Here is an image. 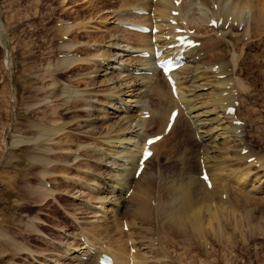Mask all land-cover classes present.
Wrapping results in <instances>:
<instances>
[{"label": "rangeland", "instance_id": "rangeland-1", "mask_svg": "<svg viewBox=\"0 0 264 264\" xmlns=\"http://www.w3.org/2000/svg\"><path fill=\"white\" fill-rule=\"evenodd\" d=\"M123 4L124 0H0V15L2 16L4 24L2 30L6 34L5 37L7 39V46L2 45L0 39V230H7V232L11 234V236L13 235L12 237L14 238V240L16 239L15 242L17 245H19L18 243H20L22 244V247L24 246L23 249H19L17 251V249H14L16 247L12 245L13 243L11 241H9L11 242L9 246L12 245L14 248L12 246L9 247L8 245H5L4 240L0 237V264H79L81 261L77 259L79 261L78 263V261L73 256L84 250L81 248V242L84 238L82 237V235V238L77 235L78 232L81 231L82 227L83 229L85 227L86 230L88 229L91 237L99 236L104 241L105 245H108L109 247L112 246L111 242L109 241L111 231H109L108 228H103L107 226L106 222L111 221L113 216H111V219L109 217L110 213H106L104 216V212H102L103 203L102 200L98 198L99 196H102V194L98 191V189H95V193H93L96 194L98 192L100 194L98 195V197H96L99 200L89 196L92 193V191L90 192L91 189L88 188V185L84 183L83 186H81L82 184L80 182L86 179L85 172H90V166L92 162L95 163V161L99 159L98 155L90 156L89 154H86V152H84L83 150L85 147L84 144H86V146H94L96 144L106 149L113 147V145L107 147V143H102L100 142L101 140L96 142L91 137H98L99 133H88L89 128L85 127H83L85 128V130L79 128L77 129L75 126L70 127V122V124H67L69 126L66 131H71V133L79 137L74 140H70L71 142L66 145V147L69 146L71 148V150L69 149V151L71 152H67L71 153L72 155L70 154V160L69 162H67L69 163L68 167L61 170L63 168L62 165L61 167L57 166L58 168L50 166L47 167L46 165H40V163H38L36 159L39 156L46 155L44 153H46L45 149H47L48 146H53V150H55L56 154L55 152H52L54 154L47 153L46 157H48V155L50 159L55 157V159L57 158V160L55 162L53 161L52 163H58L59 165L62 164L63 157H61L62 154L60 153V149H58L60 146L52 145L51 140L47 142L41 141V143L31 138H35L34 136H36V130L34 129L35 122L39 121L40 124H46V122L51 119V115H47V113H50V109L42 106L47 100L42 98H44L43 94L46 95L45 92H50L53 87H58V91H60L61 89L64 90H61L58 96H48L47 99L50 101V103L58 102L57 100H60L61 98L66 96V93L69 95L71 94L70 101L62 106L63 108H60L61 110L63 109L64 113L67 112L65 116H69V114H71V111L73 112L77 109L86 110L83 106L82 108L76 107L75 103L72 102L75 101L74 99H76L77 96L75 94L76 92L68 93L67 88L69 87L73 91L76 89L75 91H77V93L78 91H80L81 94L83 92L84 94L86 93L88 100L85 105L90 102L91 104L93 103L92 106L96 108L97 105H100V99L108 98L109 90L117 88L119 89V87H121L120 89H122L123 91L126 90V93L121 90L120 92H122V96L126 97L127 100L137 99V95L139 94L136 95V93L139 92L140 89L138 91L137 89L133 91H130V89H128L129 84L131 85V83L135 81V78L132 77V74L129 73L131 69L126 70L125 68H123V66H125V64H129L131 67L133 64H138V62L140 61L137 60L136 62V55H134L133 59H130L132 56L130 50L122 49L125 48L123 47V45L119 50L118 47L115 48V46L111 44V42H113L112 39H107L110 36H107L108 30L106 29H109L115 32L117 37H120V40H122V44L128 43L129 45H134V43H137L136 41H134L135 36L131 35V33L115 27V24H117L118 22V20L116 21V19H118L116 16H118V13L122 12L123 9H126ZM203 5L204 4L201 1L194 4V8L192 7L193 10L191 11L195 12L193 16L199 15L198 12ZM212 5L210 4V7ZM142 16L147 19L146 15ZM66 20L67 23L88 22V27H86L87 29H84L82 27H74V30L70 32V35L68 36L70 40H72V43H74L73 40L75 39L82 42V45L78 47L81 49H78V51L76 50L77 52H75V55H79V57H88L89 59L93 58L95 59V61L91 60V62H85L81 64L77 63L80 66L76 64V66H74L71 71L58 75V73H52L55 72L52 71V69L54 70L56 68L57 59L60 58V56H62L63 54V52L61 51V46L63 45L64 37L62 33H60L58 27L63 24V22H66ZM100 20H105V23L102 24ZM207 25L209 26V23ZM207 25L205 24V22L202 23V25L200 24L201 29L199 35H201V37H205L206 35V37H216L218 35V38L221 39V42L225 43V41H227L223 59H230L229 61L232 62L231 60L233 56H236L237 58V63L235 64L238 65L234 66V64L229 63V66H227L226 70H235L234 72L229 73L227 77L235 76L238 78H242L243 83L247 86H250V88L248 89L252 94H246V92L249 91L246 90L247 88L243 90L244 94H242V96L240 97L245 96V98H241L240 101L243 100L244 102L242 101L240 103L241 107H239L238 111L236 110V112L240 117H242L245 123L249 125L243 128L248 130V132H246L247 135L245 136V140L247 138V140L251 141L250 147L253 146V148H255L258 152L264 154V33L261 35H252L250 38L245 36L244 38V36L242 37V33L244 31L242 24L238 25V23H235L232 26H230V24H227L223 28L224 30L219 28L220 34L216 33L217 29L215 30L216 32L213 33L214 30L208 28ZM212 27L216 28L217 26ZM222 31H224V34L222 33ZM162 35L164 37V34ZM103 36L106 37L104 38ZM91 43H93L94 45L91 46ZM106 46H108L110 50L109 52L111 53V58H115V60L121 62L122 65L124 63V65L121 67V70L119 69V63L112 62L108 65L107 68H104L105 65L101 66L99 65V63H97L98 60H101L98 57L99 54H102L101 51L103 52ZM203 46L204 44L202 43L201 47ZM203 51L204 50H202L201 55L196 54V59H194V56L190 58V60L188 61V65L186 64L187 67H184L187 68L185 69L186 71H184L186 73L180 71V77L183 75L185 77L187 75V72L191 70V73L189 74V77H187V81L185 82L183 87L185 90L184 92L185 94L189 93V97H192V99L198 105L199 110L211 109L208 117L213 119L214 121L216 120L215 122L217 123L219 117L222 116L223 106L221 105V107H217L216 104L215 106H212V103L208 105L207 102L208 100H210L214 89L216 88L215 86L213 87L214 82H210L209 80H218V78L219 80L223 79V77L225 76L221 75H225V73L221 75L217 74L219 77L217 76L216 78L215 76L212 77L213 75H211L212 73L209 69V66L215 64H207V62L209 61V57H212V55L205 54ZM241 52L242 55L240 54ZM7 54H9V56ZM7 57L8 61L10 62L9 65L6 62ZM194 65L199 66L198 68L196 67L197 69H195L196 73L193 70ZM205 66L206 69L203 68ZM124 69L125 71L129 72H125ZM206 72L208 73L207 77ZM44 73L46 75L48 73L49 74L46 76ZM134 73L138 75V77L136 78V80L138 79L137 82L141 80V76L139 75L153 74L143 73L142 71H135ZM195 74H200V78H197ZM201 74H203V76H201ZM90 75H94V77L96 76V79L94 80L95 83L88 84L85 81L87 80L85 78L89 77ZM57 76H60V78H57ZM109 77H111L112 79ZM53 78L56 79V81L53 82ZM160 78L161 73L159 71L158 77L156 79L160 80ZM206 78L208 79L206 80ZM104 80H108L107 83L104 82ZM151 80L154 82L155 79ZM234 81L235 80H233V82ZM135 86H138V84H136ZM63 87H65L66 89ZM91 93H93V95ZM89 94L91 97H89ZM146 95L147 94H144V97L148 100L149 96ZM253 96H255V98ZM14 97H16L15 100ZM225 101L227 102V100ZM131 102L133 101H130V103ZM32 106L38 107L33 108ZM102 112L99 113V119L96 120V124L98 126L97 128H95L96 132L98 131L99 127L104 125L102 124V121L105 118L103 117V114H105L106 112ZM110 115L113 116V112ZM120 117V115L116 118L113 117L111 121H117V119ZM147 118H150V114ZM87 119H90V117H88L86 112H82V117H79L78 122L80 123L82 121L84 124H87L85 122V120ZM66 120L70 121V118L68 120L67 117H65L64 121ZM185 121H182L178 124L172 135L165 140V143H163L164 145L162 144L163 146L157 145L156 147V151L159 152V156L157 160L154 161L153 166L156 170L158 168H161L157 171L159 173L161 172L165 177L171 178L172 176V178H177V176L179 175L180 180H182L184 179L183 177H186L189 174H198V172H200V166L198 162L199 154L197 153H199L200 151L198 149L203 147V143L197 141L196 135V139L194 138L193 134H191L190 131L192 130L190 127L191 125L185 126V124H188L189 120L187 119L186 123ZM74 128L76 131L73 130ZM154 128H156V125ZM81 130H84V133ZM154 130H148L147 132L151 133ZM103 132L106 133L107 130L104 129ZM251 132L253 133L251 134ZM59 137H61V134ZM61 138L57 139L60 140ZM17 139H25L27 140V142H22L21 144L14 145V141ZM93 141L95 142L93 143ZM219 142L220 140L218 141V143ZM79 144L82 146L80 147ZM142 144L143 141H141L140 145ZM75 154L78 155V157H76ZM117 162L118 161L112 163V160L108 159V163H112V165H116ZM85 163L86 165H84ZM252 164H254L252 167L253 171H258V174L264 173V169H262L263 167H261V165L259 166V162L257 164ZM240 165L241 163H236V165L232 166L231 168H235L236 170V168L240 167ZM119 166L121 165H118L116 168L119 169ZM42 167H47V169H50L52 173L53 171L55 173H53L52 176L50 174L48 176L42 177L40 171ZM79 170H81L82 172ZM167 170L171 171L168 172ZM61 171L63 172L61 173ZM83 176H85L84 179ZM254 176L255 174H253V177ZM68 177L70 178V181L67 179ZM79 178H81V181H79L78 183V180L76 181V179ZM42 179H44L45 182H51V185L55 186L57 190L56 193H61L58 194V196L56 195L55 198H49L46 202L40 201L38 197V190L35 191L33 187H36L39 184L38 182H41ZM249 185L250 184H248V189L251 187V185ZM154 188L156 189V192L154 191ZM80 189L82 192L80 191ZM153 192H155V196H153ZM251 192L253 195L251 194ZM93 193L91 195H93ZM152 193L153 194H151V198L153 197L152 200H155L158 193V189L155 186H153L152 188ZM249 195L251 196H249L250 198L248 199V201H244L247 203L243 202V206H240L238 208V210H240L241 212L251 211L250 214L245 213L247 219L245 223L248 224H243L244 226H238V228L234 227V223H232L233 226L231 224H229L228 226L226 225V230L224 231L225 236H229L228 238L230 239L233 238L231 240L232 242H228L227 245L217 244L218 241L216 240V237L213 233L207 234L206 238L208 239V246L205 248L202 247V250L200 249L201 245L199 243V245L196 244L193 239L190 240L189 237H186L181 233H175L172 234V236H168L171 237L175 243L178 241L180 243H177V245H175L170 244V241H168V243L166 244V242L164 241V234L167 233V229L163 228L164 225L161 226L157 224L158 226H156V224L154 223L155 221H153L155 217H151L150 219L146 220L143 225V228L145 227L143 229V234L140 233L139 235H137V240H135L136 245L138 244V246H140L139 248L141 253L143 252L144 255L146 253L147 257L150 255L149 259L147 258L146 260H149V262H144V264H155L156 261L154 259L156 257L154 258V255L160 253L164 254L165 252L167 253H165V255L169 256L165 257V261H167V264H169L168 260L170 258H172L173 261L175 260V264H178L179 262L180 264H204L205 261H207V263L211 261V263L209 264H264V234L261 230L259 231L258 228H253V230L248 228L250 227V225L252 226V224L253 226L257 224L259 219H261L260 217H263L264 197L259 193L257 194L253 191H250ZM90 197L92 199H90ZM86 199H90V203ZM154 200L153 203H150L151 205L154 204ZM106 205L108 206V208L111 207V204ZM151 205L149 209L152 208V212H154V209L156 211V207H154L155 205H153V207H151ZM145 207L148 208L147 205ZM261 209L263 212L261 211ZM148 211L151 212V210ZM106 216L107 218L109 217V219H107ZM160 216H162V214L159 215V217ZM123 218L124 220L127 219V217L124 216ZM102 219L105 220V222ZM160 219H162V217ZM29 222L37 225L38 230H31L32 228H29L27 225L29 224ZM148 225L151 226L149 227ZM91 226L94 230L91 228ZM147 227L149 228V230H147ZM90 228L93 231H90ZM237 229H242V231H238ZM113 230H115V228ZM137 230L138 232L140 231L139 229ZM258 231L260 233H258ZM95 232L97 235L94 234ZM150 233H153L152 239L150 237ZM126 235L127 236H125L124 238H127L130 234L126 233ZM142 235H144V239L140 238ZM160 235L164 237L162 239V241L164 242H161L164 248L162 252L158 251V249L154 250V246L151 243L153 239L159 240L158 236ZM138 237L140 240L138 239ZM209 239H211V241ZM94 241L97 242V240L95 239ZM2 242L4 244L3 246H1ZM140 242H142L143 244H140ZM159 245L161 244H158V246ZM155 246L157 247V245ZM3 247L5 248L3 249ZM67 247H75L77 248V251H75L74 253H70L72 250H70L69 252L68 249V251H65ZM225 255L227 256V258H229V260L224 259ZM180 256L182 257V259L180 258ZM92 257L91 260H89L87 263L97 264L94 254L92 255ZM162 257L164 256L162 255ZM179 258L182 262L179 260Z\"/></svg>", "mask_w": 264, "mask_h": 264}, {"label": "bare ground", "instance_id": "bare-ground-1", "mask_svg": "<svg viewBox=\"0 0 264 264\" xmlns=\"http://www.w3.org/2000/svg\"><path fill=\"white\" fill-rule=\"evenodd\" d=\"M199 1H201L204 5L199 10V12H198L199 15L198 16L196 15L197 16L196 17V16H193L191 14V11L194 8V4L196 2H199ZM215 2H217V5L214 7ZM210 4L211 5L213 4L212 5L213 7L212 6L210 7ZM123 5L125 6L126 9H123V11L119 12L118 16H116L118 18V19H116V21L118 20V22H117V24H115V27L123 29V30L131 33V35L135 36L134 41H136L137 43H134V45H129L128 43L122 44L121 43L122 40H120V37H117L116 33L109 30V29H106V30H108L107 36L108 37L110 36L107 39H109V40L112 39L113 42H111V44L113 46H115V48L118 47L119 50L121 49L120 47L123 45V47H125V48H122V49H128L131 52L135 51L133 49L145 48V49H148L151 52V54L149 56H142V55L135 56L136 62H137V60L140 61V62H138V64L135 63L131 67L129 64H127V65L125 64V66H123L124 63L122 65L121 62H119L118 60H115V58H111V53L109 52L110 50H109L108 46H106L105 49L103 50V52L101 51L102 54H99L98 57L101 60H98L97 63H99V65H101V66L105 65L104 68H107L109 64L114 62V63L120 64V65L118 64L120 67V68L119 67L118 68L120 70H121L122 66L126 70L131 69L130 72L125 71V69H124L125 72H129L130 74H132V77L135 78V81H133L131 83V85L129 84V87L127 85V87H128V89H130V91L131 90L133 91L135 89H137V91H138L140 89L139 92L136 91L137 92L136 95L139 94V95H137V99L127 100L126 97L122 96L123 94H122V92H120V90L121 91H123V90L120 89L121 87H119V89L117 88V89L109 90L108 91L109 93L107 92L108 98L100 99V103H99L100 105L99 106L97 105V108H96V107L92 106L93 103L91 104L90 102L87 105H85V103L88 100L86 93L84 94V92H83L81 94L80 91H78V93H77V91H75L76 89L73 91L69 87V88H67L68 93H70V92L75 93L76 92L75 94L77 96L76 99H74L75 101H72V100L71 101L73 103H75L76 107L82 108V106H83L86 110L77 109L73 112L71 111L70 112L71 114H69V116H65V114L67 112L64 113L63 109L61 110L60 108L70 101V95L71 94L69 95L65 92L66 96H64V97L62 96L63 98H61L62 100L60 99L61 101L58 99L57 100L58 102L50 103V101L47 99L48 96H50V95L58 96L60 94V91L64 90V89H61L60 91H58L57 90L58 87L57 88L53 87L50 90V92L44 91L46 93V95L43 94L44 98H42V99H46L47 101H45L44 105H42V103H41L42 106L50 109V113H47V115L50 114L51 119L48 117L50 120L48 122H46V124H40L39 121L35 122L34 123L35 124L34 129L36 130L35 131L36 136H34L35 138H31L37 142H41V141L47 142V141L51 140L52 145L60 146L58 149H60V153L62 154L61 157H63L62 158L63 159L62 164H60V165L58 163L53 164L52 162L53 161L55 162L57 160V158L55 159V157H54V158L50 159L49 155H48V157H46L47 153L54 154V153H52V152H55V150H53L54 149L53 146H48V148L45 149L46 153H44L46 155L39 156L36 159H37V162L40 163V165H46L47 167L50 166V167L58 168L57 166L61 167V165H62L63 168L62 169L59 168L61 170L68 167L69 163H67V162H69L70 156L72 155L71 153H69V152H71V151H69V149L71 150V148L69 146L66 147V145L71 142L70 140H74V139L79 137V136H75L73 133H71V131L70 132L66 131L68 126H69L67 124H70V122H71L70 127L75 126L77 129L79 128V129H84V130H85V128H89L88 133H99L98 137H96V136L91 137L96 142L101 140L100 142L107 143V145H108L107 147H110V145H113V147H110L107 149L104 147L102 148L96 144L94 146H92V145L86 146V144H84L85 145L84 149L82 147V149L84 150V152H86V154H89L90 156L91 155H98L99 159L96 160L95 163L92 162V164L90 166V172H87V171L85 172L86 179H84L85 176H83V179L85 182L83 180L81 181L82 177L79 179H76V181L78 180V183H79V181H81L80 182L82 184L81 186H83V183L88 185L87 187L91 189V190L90 189H88V190H90V192L92 191V193L93 192L95 193V189H98V191L102 194V196L98 197V195H100L98 192H97L98 194L93 193V195H91L92 194L91 193L89 195V193H88V195L94 199L100 198L102 200V203H103L102 204L103 205L102 206L103 207L102 212H104V216L106 213H108V214L110 213V215H109L110 219H111V216H113V218L111 221H109L110 223L106 222L107 226H105L104 228L102 227L103 229L108 228V230L111 231V235L109 238V241L112 244L111 247H109L108 245H105L104 241L99 236L91 237L89 234L90 232H88V229L86 230V227L84 229L82 227L80 232H78L79 230L77 231L78 232L77 235H79L80 237L82 235V237L84 238L81 242V244H82L81 248L84 250H82L79 247L82 250V252L76 254L75 256H77V257H75V256H73V257L76 260L77 259L80 260L81 264H89L87 262L89 260H91V257L93 254L95 255L96 263L102 264V263H99V257L103 253V251H107L112 255V259H113L112 263L113 264H144V262H149V260L148 261H146V260H147V258L149 259L150 255L147 257L146 253H145V255L143 254V252L141 253L140 248H139L140 246H138V244L136 245L135 240H137L136 239L137 235H139L140 233L143 234V232H144L143 229L145 228V227L143 228L144 222L146 220L150 219L151 217L152 218L155 217L153 221H155L154 223L156 224V226H158L157 224H159L161 226L164 225L163 228L167 229L166 230L167 233L164 234V237H165L164 241L166 242V244L168 243V241H170V244H175V245H177V243H180L179 241L175 243L174 240L168 236H172V234H175V233H181L184 236L189 237L190 240L193 239L194 242H196V244L199 243L201 245L200 249L202 250V247L205 248L208 246V244H207L208 239L206 238L207 234L213 233L216 237V240L218 241L217 244H221V245L226 244L227 245V243L230 242L233 238L231 237L232 239H230V238H228L229 236L228 237L225 236L224 231L226 230V228H225L226 225L228 226L229 224L232 225V223H234V227L238 228V226H242L243 224H248V223H245L247 221L245 213L250 214L251 211L241 212L240 210H238V208L240 206H243L242 203L244 201H248V199L250 198L249 196H251V195H249L250 191H253L257 194L259 193L260 195H262L264 197V173L258 174V171H253L252 170V167L254 165V164H252L253 162H248V158L251 157V155H254L256 157V159H255L256 161L260 160V158H261L259 164L261 165V167H263L262 169H264V159H262L264 157L263 156L264 154L263 155L259 154L258 151L255 148H253V146L250 147L251 141L247 140V138L245 140V136L247 135L246 132H248V130L243 129V128L245 126H247L248 124L244 123L242 125L239 121L238 122L234 121V119L240 118L237 115L234 116L236 111L234 113L227 111V107L229 106L230 103H233L234 98L236 97L235 94L237 92H235L236 88H234V86L241 87L243 90L246 88H247L246 90H249L248 88H250V86L245 85L241 78L235 79V77H224L223 79H220V80L215 79L217 81L215 84L216 88L214 89V92L211 96V98L212 97L213 98L212 99L210 98V100H208L207 103H208V105L212 103L211 104L212 106L213 105L215 106V104H216L217 107L218 106L220 107L221 104L224 105L223 106L224 108L222 109V112H223L222 116L219 117V119L217 120V123H216L215 122L216 120L214 121L213 119L208 117L211 109L210 110H208V109L207 110H205V109L199 110L198 105L195 103V101L192 99V97L191 98L189 97V95H188L189 93L185 94L183 92V88H182L183 83L186 82L187 77L189 76L190 72H187V75L185 77H184V75L180 77V73L182 71L183 72L186 71L185 69H187V68H184V67L186 66L187 63H185V66L180 67L179 69L174 71L176 74V77H178V88H179V93L176 96V95H174L172 88H171V85L169 84L165 75L161 72V70H159L156 67V59L154 58V50H153L154 42H152V40H151L152 34L143 32V31L138 30V29L135 30V29L128 27L126 25L128 22H132V23H137L139 21L146 22L147 19L142 15H138L135 10L139 7V8H146V9L148 8L149 10L152 11V6L154 5L153 9L155 10V13H156L155 19L156 20L161 19L158 21L161 22L160 24H161V26H163L164 29H166L167 27L169 28V26H171V24L169 22L170 17L180 18V15H182V14L183 15L185 14L187 16V18L189 19L188 20L189 22H187V23H189L190 25L193 24L196 26L197 25L199 26L200 24L202 25V23H204V21L207 22L206 24H208L209 20L212 17L220 18L222 16V21L220 23L217 22L218 27H216V28L212 27V29L214 31L217 29V32L215 31L216 33H219V30H220L219 28L223 29L225 27L226 22H230V26L234 25L235 24L234 21L236 19L238 25L239 24L243 25L244 31L242 33V37L244 36V38H245V36H247L248 38H250L252 35H257V34L261 35L264 33V0H183L182 4H180V5L179 4L177 5L175 0H156V1H154V0H124ZM172 8L179 9L180 10L179 15L173 14ZM115 15H117V14H115ZM113 17H115V16H113ZM100 21L102 24L105 23V20H100ZM106 22H107V20H106ZM3 26H4V24L2 22V17L0 15V39H1L2 45L7 46V39L5 37L6 34L2 30ZM74 27H76V28L82 27L84 29H87L86 27H88V22L86 21V22H80V23L79 22L67 23V20H66V22H63V24H61L58 27V29L60 30V33H62V35L64 37L67 36V38L64 39L63 45L61 46V48H62L61 51L63 52V54H62V56H60V58L57 59L56 68L54 70L52 69V71H55V72H52L53 74L58 73V75H59L62 73H67V72L71 71V69L74 68V66H76L77 63L81 64V63H85V62H91V60L95 61V59H93V58L89 59L88 57H79V55H75V52H77L78 49H81L78 47L80 45H82L81 44L82 42L75 39V40H73L74 43H72V40H70L68 35H70L69 33L74 30ZM169 32H170V30L164 31V34L166 35ZM222 33L224 34V31H222ZM165 35L163 37V35L160 34V32L156 33V36L158 37L157 43H159L160 45L168 44L170 40L166 39ZM103 37L105 38L106 36H103ZM218 37H219L218 35L215 38L210 37V36L209 37H203V40L201 42V44L202 43L204 44V46H203V48L205 49L204 51L210 52V54L213 55L215 59L216 58H222L224 56L223 54L225 53V46L227 45L226 44L227 41H225V43L221 42V39H219ZM131 38H132V36H131ZM262 38H263V36H262ZM198 39H200V38H198ZM93 45L94 44L91 43V46H93ZM201 48L202 47L199 48L196 46V47L190 49L188 56L191 57L192 55H195V53H197V50H200ZM119 53H121V52H119ZM240 54L242 55V52ZM7 55L9 56V54H7ZM195 57H197V56L195 55L194 59H196ZM133 58H134V56H131L130 59H133ZM235 59H237V58L235 56H233L232 60H231L234 64L237 63ZM111 60H113V61H111ZM6 62L9 65L10 62L8 61V57L6 58ZM131 62H132V60H131ZM77 65L80 66L79 64H77ZM142 65H144V66H142ZM227 65L229 66V63L225 62L224 59H221V60H219V68H217L216 70H212L214 65H210L209 69H210V71L215 72V75L224 72L225 73L224 76H226L229 74L228 70H226ZM235 65H238V64H235ZM139 68H147V70L151 69L153 74L152 75H147V74L139 75V76H141V80H139V82H137L138 79L136 80V78L138 77V75L135 74L133 71H138L137 69H139ZM190 69H191V67H190ZM204 69H206V68H204ZM159 71L161 73L160 80L156 79L158 77ZM234 71L235 70H233V72ZM184 73H186V72H184ZM195 73H196V71H195ZM203 74H204V72H203ZM203 74H201V76H203ZM232 74H234V73H232ZM199 75L200 74L196 75L197 78H200ZM60 76H57V78L58 77L60 78ZM207 76H208V73L206 72V77ZM212 77H214V76H212ZM82 78H84V77H82ZM109 78H111V77H109ZM85 79H87L85 81L88 84H92V83H95L94 80L96 79V76L94 77V75H90L89 77H87ZM151 79H155L154 82ZM207 79L208 78H206V80ZM233 80H235V81L233 82ZM54 81H56V79H54L53 82ZM107 81L108 80H104V82H106V83H107ZM209 81H211V79ZM136 84H138V86H135ZM63 88H65V87H63ZM225 88L228 89V92H224ZM67 90H65V91H67ZM189 90H191V89H189ZM192 90H194V89H192ZM125 91H123V92H125ZM249 93L252 94L250 92V90L247 91L246 94H249ZM91 94L93 95V93H91ZM144 94H147L149 96L148 100L144 97ZM80 95H81V97H80ZM216 96H217V98H216ZM257 96H258V94H257ZM89 97H91L90 94H89ZM243 97L245 98V96H243ZM243 97H240V99ZM253 97L255 98V96H253ZM15 98L16 97H14V100H15ZM225 99H227V102L225 101ZM51 101H52V99H51ZM130 101H133L134 103L133 102L130 103ZM242 101H240V102H242ZM42 102H44V101H42ZM94 102H95V100H94ZM207 103H206V105H207ZM202 104H203V102H202ZM32 107L35 108L38 106H32ZM175 107L179 108V113L175 118L176 121L174 122L170 131H168L167 134H165L161 139L157 140V142H155L153 144V149L155 152L152 156H150L147 159L145 168L142 170V173L139 176H137L136 175L137 165H138V161L141 157V154H142L141 149L144 145L146 138L148 137V135H154L156 133H159V132H162L165 130V127L168 124V121L170 120L169 116H170L171 110ZM252 108H253V105H252ZM238 109H239V106H237L236 110H238ZM102 111L106 112L105 114H103V117H105V118L103 119L102 124H104V125L99 127L98 131L96 132L95 128L98 127L96 124V120L99 119V113H101ZM146 111H150V113H149L150 118H147L149 116L145 115ZM82 112H86L88 117H90V119L85 120V122L87 124H84L82 121L80 123L78 122L79 117H82ZM112 112H113V116L110 115ZM119 115L121 117L118 118L117 121H111V119L113 117L116 118ZM65 117H67L68 120L70 118V121H67V120L64 121ZM187 119L189 120V122H188V124H185V126L191 125L190 127L192 130H190V128H189V130L191 131V134L193 133L194 138L196 135L197 136L196 138L199 140V141L198 140L197 141L203 143V147L199 148L198 150H200V151H199V153H197V154H199L198 155V161L200 164L199 165L200 166V172H198V174H189L186 177H183L184 179H182V180H180V177L178 175L179 173L177 174L178 175L177 178L176 177L172 178V176H171V178L165 177L162 175L161 172L159 173L157 171L159 168L156 170L155 167L153 166L154 161H156L158 156H159V152L156 151L155 149H156L157 145L161 146L163 143H165V140L172 135V133L174 132V130L176 129V127L178 126V124L180 122L185 121V120L187 121ZM186 121H185V123H186ZM215 123H216V125H215ZM155 125H156V128H154ZM83 127H85V128H83ZM104 129L107 130L106 133L103 132ZM154 129H156V130H154ZM73 130H75V128ZM84 130H81V131L84 133ZM148 130H151V131L154 130V131L151 133H148L147 132ZM66 133H68V134H66ZM252 133L253 132H251V134ZM60 134H61L62 138L59 137ZM62 134H63V136H62ZM57 138H61V139L58 140ZM31 139H30V141H31ZM219 140H220V142L218 143ZM95 141H93V143ZM141 141H143L142 145H140ZM22 142H27V140L17 139L14 141V145L15 144H21ZM87 145H89V144H87ZM132 145H133V147H132ZM81 146L82 145H80V147ZM66 148H67V150H66ZM244 148H249V150L247 152H243ZM104 149H105V151H104ZM67 151H69V152H67ZM55 154H56V152H55ZM75 155H74V157H75ZM76 157H78V155H76ZM201 158H202V162H201ZM73 159H75V158H73ZM108 159L112 160V163H115L116 161H118V162L116 165H112V163H108ZM255 160H253V161L255 162ZM162 162H164V161H162ZM236 163L237 164L241 163V165H240V167H237L236 170H235V168H233L234 169L233 170L231 167L235 166ZM84 165H86V163ZM118 165H121L118 167L119 169L116 168ZM36 166H38V165H36ZM259 166H258V168H259ZM47 167L41 168L40 171H41L42 177L48 176L50 174L52 176V174L55 173L54 171L52 173L50 169H47ZM156 167H157V165H156ZM204 167L207 168V171L209 173V178L212 181V186L209 185V182L206 181V179L204 180L201 177V174L203 173ZM39 168H40V166H39ZM79 171H81V170H79ZM169 171H171V170H169ZM62 172L63 171H61V173ZM65 174H66V172H65ZM163 174H164V172H163ZM253 174H255L254 177H253ZM69 177L67 179L70 181L71 177L70 178ZM44 179H42L41 182H38L39 184L36 187L34 186L33 189L35 191L38 190L39 200L46 202L49 198H55L56 195L58 196V194H60L61 192L56 193L57 190H56L55 186H52L51 182L50 183L45 182ZM148 179H149V181H148ZM67 181H66V183H67ZM56 182H57V180H56ZM247 183L251 185V187L249 189H248ZM33 184H32V186H33ZM153 186H155L158 189L156 199L155 200L153 199L154 200L153 205H155L154 207H156V211L154 209V212H156V213L152 212L153 211L152 208L149 209V207L151 205L150 203H153V200H152L153 197L151 198V194L154 193L153 196H155V192H156L155 191L156 189L154 188L155 192L152 193ZM131 188H132V191H130V193L127 194L128 190ZM80 191H81V189H80ZM30 192H32V191H30ZM224 194H225V196H224ZM251 194H252V192H251ZM62 197H63V195H62ZM91 197H90V199H92ZM96 197H98V198H96ZM86 200H88V199H86ZM151 200H152V202H151ZM89 203H90V201H89ZM244 203H247V202H244ZM261 203H263V202H261ZM106 204H111L110 205L111 207L108 208V206ZM146 205L148 206V208L145 207ZM153 205H151V207H153ZM148 210H151L152 213L149 212ZM261 211H262V209H261ZM161 214H162V216L159 217V215H161ZM123 216L127 217V219L124 220ZM247 216H249V215H247ZM109 217L107 218V216H106L107 219H109ZM161 217H162V219H160ZM260 218L261 219H259L257 224L254 223L255 224L254 226H253V224H252V226L249 224L250 227H248V228L252 229V230H253V228H258L259 231L261 230L262 233L264 234V231H263V229H264V225H263L264 224V215H263V217H260ZM103 221L105 222V220H103ZM30 223L31 222H29V224H27V225L29 228L30 227L32 228L31 230H38L37 225H34V223H31V224ZM125 224H127V226H128V229H126V230L124 228ZM0 228H1V226H0ZM76 228H77V226H76ZM91 228H92V226H91ZM91 228H90V231L94 228V225H93V228L92 229ZM97 228H98V226H97ZM114 228H115V230H113ZM241 228H244V227H241ZM137 229H139L140 231L138 232ZM147 230H149L148 227H147ZM238 231H242V229L241 230L239 229ZM259 231H258V233H260ZM126 233H128L130 235L127 238H124L125 236H127ZM94 234L97 235L96 232ZM12 236H11V234H9L7 232V230H5V229L0 230V237L4 240L5 245L9 246V244H11V242H12L13 243L12 245H14L16 248H14L12 245L11 246L14 249H17V251L19 249H23L24 246L22 247V244H20V243H18L19 245H17L15 242L16 239L14 240V238ZM143 236L144 235H142L140 238L144 239ZM147 237H148V235H147ZM164 237L162 235L158 236L159 240L155 243H159L161 245L157 246L156 248L154 247V250L158 249V251H161V252H162V250H164L163 245L161 243V242H164V241H162V239ZM94 239L97 240V242L94 241ZM138 239H139V237H138ZM184 239H186V238H184ZM9 241H11V242H9ZM154 241L155 240L153 239V242ZM141 243L142 242H140V244ZM3 245L4 244L2 242L1 246H3ZM109 245H110V243H109ZM11 246H9V247H11ZM134 247H135V250L132 251ZM4 248L5 247H3V249ZM67 249L69 250V252H70V250H72L70 253H74L75 251H77V248H75V247L74 248L73 247L72 248L67 247L65 251H68ZM78 252H79V250H78ZM165 253L164 254L162 253V255L164 257L168 256V255H165ZM83 255H86V257ZM154 256H156V255H154ZM84 257H85V259H83ZM152 257H153V255H152ZM92 258H94V257H92ZM180 258L182 259L181 256H180ZM180 258H179V260H180ZM224 259L229 260V258H227L226 255H225ZM78 263H79V261H78ZM166 263H167V261H166ZM205 263L209 264V263H211V261H209L208 263H207V261H205L204 264Z\"/></svg>", "mask_w": 264, "mask_h": 264}, {"label": "snow or ice", "instance_id": "snow-or-ice-1", "mask_svg": "<svg viewBox=\"0 0 264 264\" xmlns=\"http://www.w3.org/2000/svg\"><path fill=\"white\" fill-rule=\"evenodd\" d=\"M152 142H153V141H149L148 143L151 144ZM150 154H151V153L148 152V151L146 150L145 158H147V156L150 155ZM205 178H206V177H205Z\"/></svg>", "mask_w": 264, "mask_h": 264}]
</instances>
